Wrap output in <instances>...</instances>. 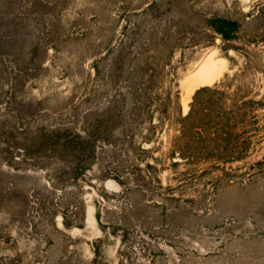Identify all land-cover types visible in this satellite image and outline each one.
Masks as SVG:
<instances>
[{"label": "rangeland", "instance_id": "rangeland-1", "mask_svg": "<svg viewBox=\"0 0 264 264\" xmlns=\"http://www.w3.org/2000/svg\"><path fill=\"white\" fill-rule=\"evenodd\" d=\"M0 264H264V0H0Z\"/></svg>", "mask_w": 264, "mask_h": 264}, {"label": "bare ground", "instance_id": "bare-ground-1", "mask_svg": "<svg viewBox=\"0 0 264 264\" xmlns=\"http://www.w3.org/2000/svg\"><path fill=\"white\" fill-rule=\"evenodd\" d=\"M216 65L212 60L208 63L203 64V66L197 71L195 76L191 79V89L195 86H204L212 83L216 75ZM196 89V88H195ZM192 94V93H191Z\"/></svg>", "mask_w": 264, "mask_h": 264}]
</instances>
